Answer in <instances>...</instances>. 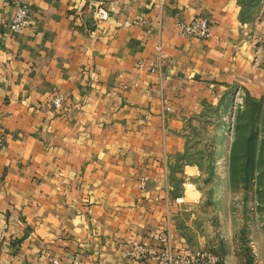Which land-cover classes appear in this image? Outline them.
I'll use <instances>...</instances> for the list:
<instances>
[{
    "label": "crops",
    "instance_id": "crops-1",
    "mask_svg": "<svg viewBox=\"0 0 264 264\" xmlns=\"http://www.w3.org/2000/svg\"><path fill=\"white\" fill-rule=\"evenodd\" d=\"M245 3L0 0L6 264H128L134 242L172 256L203 246L171 165L209 109L245 90L264 96ZM18 4L33 24L14 32ZM99 6L107 20H96ZM192 17L212 23L210 38L181 33Z\"/></svg>",
    "mask_w": 264,
    "mask_h": 264
},
{
    "label": "rangeland",
    "instance_id": "rangeland-1",
    "mask_svg": "<svg viewBox=\"0 0 264 264\" xmlns=\"http://www.w3.org/2000/svg\"><path fill=\"white\" fill-rule=\"evenodd\" d=\"M243 17L264 64V0H246ZM170 175L175 199L186 204L185 223L205 241L194 251L218 264H264V96L245 90L209 109Z\"/></svg>",
    "mask_w": 264,
    "mask_h": 264
},
{
    "label": "built area",
    "instance_id": "built-area-1",
    "mask_svg": "<svg viewBox=\"0 0 264 264\" xmlns=\"http://www.w3.org/2000/svg\"><path fill=\"white\" fill-rule=\"evenodd\" d=\"M110 12L99 6L96 11V20H107ZM33 24L32 11L29 5L18 4L15 15L10 24V28L14 32H21L28 29ZM181 33L195 39H208L212 35V23L201 17H192L189 23H181ZM66 102V96L63 93L57 94L52 103L56 109H62ZM5 113L0 109V147L4 143L3 127ZM7 225L0 222V246L5 241ZM164 242L165 238L162 239ZM128 255L130 262L128 264H138L140 261L157 257L159 264H218L217 257L206 251H192L172 256L170 252H161L159 249L151 246L147 242H134L129 245ZM55 264H59V260H52ZM0 264H6L0 250Z\"/></svg>",
    "mask_w": 264,
    "mask_h": 264
}]
</instances>
